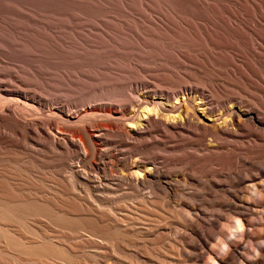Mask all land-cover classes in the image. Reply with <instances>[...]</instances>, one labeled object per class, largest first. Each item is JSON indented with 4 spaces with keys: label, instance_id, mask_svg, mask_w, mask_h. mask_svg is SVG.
Returning a JSON list of instances; mask_svg holds the SVG:
<instances>
[{
    "label": "bare ground",
    "instance_id": "6f19581e",
    "mask_svg": "<svg viewBox=\"0 0 264 264\" xmlns=\"http://www.w3.org/2000/svg\"><path fill=\"white\" fill-rule=\"evenodd\" d=\"M247 23L252 29L229 36L240 46L215 42L159 66L138 55L128 69L112 61L111 85L124 88L110 98L49 102L14 76L0 79V162L48 159L106 201L121 193L119 219L108 224L74 197L47 199L39 183L3 166L0 264H264V217L251 220L264 213V18ZM186 184L213 194L214 220L181 199ZM147 205L181 223L153 219ZM223 211L239 238L233 244L216 231ZM47 221L71 225L75 241H55Z\"/></svg>",
    "mask_w": 264,
    "mask_h": 264
},
{
    "label": "rangeland",
    "instance_id": "374dc122",
    "mask_svg": "<svg viewBox=\"0 0 264 264\" xmlns=\"http://www.w3.org/2000/svg\"><path fill=\"white\" fill-rule=\"evenodd\" d=\"M256 17L264 18V0H0V79L9 81L10 77L14 76L24 82L27 89L40 93L44 98H48L49 102L58 98L71 99L76 103H81L89 97L110 98L109 96H117L124 88L122 86L117 90L111 85L112 75L109 70H112V67L109 66L112 61L121 63V66L124 65L128 69L134 56L138 55L141 62L159 66L166 64L168 60L177 61L178 52L198 56V53H204V49H210L215 42L240 46V42L234 38L230 39L229 36L247 31V28L252 29L247 21ZM258 28L264 29V26L258 25ZM210 37L211 42H208ZM124 47L125 51L121 49ZM108 54L111 57H107ZM43 83L49 87L42 86ZM17 161L5 159L0 162V168L9 167V170L16 172L26 182L35 185L39 183L41 195L47 199L57 200L71 196L96 216L106 215L108 224H114L117 216L119 219L120 211L116 209L114 199L121 196L120 192L108 195L106 201L103 195L100 196L101 193L92 191L81 179L70 182L67 173L61 170L58 172L48 159ZM201 182H204V179ZM71 187L76 191L73 189L72 192ZM205 190L201 186L186 184L181 199L189 206L194 202L198 203L205 212L206 208L209 212L207 214L212 215L209 218L214 220L213 214L216 210L207 203V199H211L213 194ZM147 192L144 195L149 197ZM89 195L92 196L91 199ZM170 202L172 207L174 205L175 209L179 208L177 199ZM100 206L104 210H98ZM162 207L147 205V209L154 214L153 219L169 218L170 214L166 212L168 210ZM169 209L171 211L172 208ZM113 213L116 216H113ZM223 214L226 221H220L216 231H226L227 239L233 244L239 238L233 236L235 230L227 231L226 225L231 216L226 217L230 214L224 211ZM259 215L264 217V213L253 216V223L262 220ZM170 218L171 227L181 223ZM47 222L56 231L53 233L57 237L53 238L55 241L69 243L76 236L71 225ZM254 228L255 230H252ZM251 230L252 233L256 232V227ZM71 234L74 235L72 238ZM92 239L97 240V237ZM214 244L216 242L212 243L213 246ZM247 244L249 246L251 242L248 241ZM213 248L216 249V246ZM217 249L223 253V248L217 246Z\"/></svg>",
    "mask_w": 264,
    "mask_h": 264
}]
</instances>
